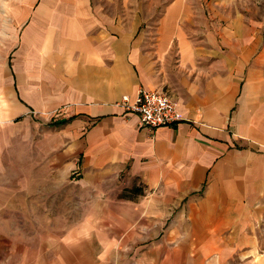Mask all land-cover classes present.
<instances>
[{
  "label": "crops",
  "instance_id": "0c3cea01",
  "mask_svg": "<svg viewBox=\"0 0 264 264\" xmlns=\"http://www.w3.org/2000/svg\"><path fill=\"white\" fill-rule=\"evenodd\" d=\"M240 1L210 0L209 14L204 0H170L158 15L144 1L114 13L117 0H35L25 10L18 2L0 36V135L59 110L48 143L61 146L59 158H77L66 165L73 184L98 195L90 219L64 234L77 254L48 257L52 241L41 239L50 235H39L38 250L20 243L15 264H111L138 246H148L149 260L159 253L160 264L257 262L264 36L244 12L231 13ZM140 88L164 91L180 120L141 125L123 101ZM5 255L0 240V264Z\"/></svg>",
  "mask_w": 264,
  "mask_h": 264
},
{
  "label": "rangeland",
  "instance_id": "374dc122",
  "mask_svg": "<svg viewBox=\"0 0 264 264\" xmlns=\"http://www.w3.org/2000/svg\"><path fill=\"white\" fill-rule=\"evenodd\" d=\"M14 1L16 3H13ZM34 1L0 0V36L3 35L5 27H9L10 15L18 8V2H23V10H25L26 5ZM125 1H129L131 4L128 5H133L135 8L144 1L146 14L158 15V11L163 10V4L170 0H117L116 5L108 7V12L122 11L126 5ZM201 1L194 0L198 6ZM209 1L204 0L207 8ZM230 10L231 13L240 10V15L244 12L248 23L250 22L249 25H256L264 36V0H242L232 4ZM208 12L210 14L209 8ZM261 78L264 81V70ZM58 113L59 110L37 111L35 112L38 117L37 127L34 122H25L24 125H21V122L13 123L12 127L7 128L5 135H0V240L2 251L6 252V264H15L12 256L15 251L19 252L22 249L20 243H26L31 250H38L35 239L39 235H50V238L41 240H51L52 246L59 251V253H53L51 246L46 256L51 257L54 254L55 257L59 255L72 257L77 254L75 250L64 247L66 242L64 234L68 232L74 234L84 218L90 219L89 210L96 203L94 197L98 195V192L94 191L92 185L77 182L73 184L76 180L75 175L72 174L74 170L69 172L66 165L73 161L77 167V158L70 157L65 160L59 158L58 151L61 146L56 145L52 148L50 142L48 143L50 136L59 131L60 127L49 126L54 120L53 117L55 119L58 117ZM52 175L66 178L59 183H50L51 180H48V177ZM122 181L119 184V191L126 185L122 184ZM127 193L130 194V192ZM103 199L109 201L117 210H136L119 200H111L112 196H104ZM140 223H137L136 227ZM256 227L260 247L257 262L250 261L247 264H259L261 259L264 264V216L260 222H257ZM141 231L134 234L140 237L136 239L143 240V230ZM148 250V246L120 249L122 253L114 258L111 264H160L159 253L156 252L155 258L149 260ZM229 260L230 262L227 263L214 264H239V261L231 256Z\"/></svg>",
  "mask_w": 264,
  "mask_h": 264
},
{
  "label": "built area",
  "instance_id": "2783aa9c",
  "mask_svg": "<svg viewBox=\"0 0 264 264\" xmlns=\"http://www.w3.org/2000/svg\"><path fill=\"white\" fill-rule=\"evenodd\" d=\"M124 105L139 115V123L143 126L158 127L174 124L180 120L177 104L164 91L140 88L132 101L123 97Z\"/></svg>",
  "mask_w": 264,
  "mask_h": 264
}]
</instances>
